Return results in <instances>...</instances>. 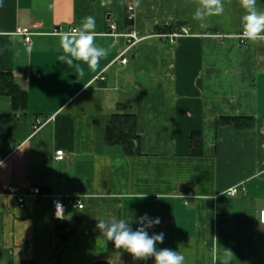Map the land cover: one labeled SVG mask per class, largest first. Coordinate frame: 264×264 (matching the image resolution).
Instances as JSON below:
<instances>
[{"label": "crops", "instance_id": "1", "mask_svg": "<svg viewBox=\"0 0 264 264\" xmlns=\"http://www.w3.org/2000/svg\"><path fill=\"white\" fill-rule=\"evenodd\" d=\"M223 4L201 28L192 19L197 0H0V72L28 93L23 113L0 96V264H154L134 260L96 227L115 217L136 230L145 214L161 220L147 229L164 233L157 249L179 251L184 264H221L224 249L229 264H264V41L241 44L240 0ZM87 16L108 56L94 70L82 65L81 76L59 61L54 31ZM176 23L192 35L172 43L156 31ZM19 27L31 28L30 44ZM131 31L142 40L125 52L122 34ZM112 92L115 107L106 103ZM120 105L136 115L137 155L107 143ZM9 186L41 195L21 206ZM232 187L239 193L226 195ZM53 195L80 198L84 208L68 205L56 221Z\"/></svg>", "mask_w": 264, "mask_h": 264}, {"label": "clouds", "instance_id": "2", "mask_svg": "<svg viewBox=\"0 0 264 264\" xmlns=\"http://www.w3.org/2000/svg\"><path fill=\"white\" fill-rule=\"evenodd\" d=\"M240 5L244 9V15L241 17L242 38L252 42L264 41V11L257 8V0H240ZM224 10L223 0H197L192 19L199 22L201 28H207V18L222 15ZM95 29V17L87 16L82 19L78 28L59 33L63 52L58 58L59 61L79 69L81 76L84 75L82 65L94 70L100 60L108 56V49L96 44ZM55 215L57 218H63V205L60 202H56ZM130 222L115 217L110 220L99 219L96 227L117 249L127 251L134 260L153 258L154 264H184L185 257L179 251L157 249V243H163L164 233L149 235L147 229L159 225V217L152 218L147 214L139 217L137 222L140 226L136 230L130 227ZM232 256L230 250L224 249L221 264H229Z\"/></svg>", "mask_w": 264, "mask_h": 264}, {"label": "trees", "instance_id": "3", "mask_svg": "<svg viewBox=\"0 0 264 264\" xmlns=\"http://www.w3.org/2000/svg\"><path fill=\"white\" fill-rule=\"evenodd\" d=\"M132 19L128 23L132 24ZM183 23L173 25H158L156 31L168 33L179 29ZM0 96H10L13 100L14 109L17 113H23L28 104L27 91L17 82L15 76L9 72H0ZM119 113L113 115L108 124L106 140L108 144H117L122 146L128 155H137L140 153L141 137L136 130V115L125 105H120ZM235 122L238 127H251L252 119L224 118L220 122ZM201 133L192 135V151L194 156H200L202 151Z\"/></svg>", "mask_w": 264, "mask_h": 264}, {"label": "built area", "instance_id": "4", "mask_svg": "<svg viewBox=\"0 0 264 264\" xmlns=\"http://www.w3.org/2000/svg\"><path fill=\"white\" fill-rule=\"evenodd\" d=\"M129 19H133V15L129 16ZM112 28L115 29V25H112ZM71 29H76V28H70ZM55 33H61L64 32L61 28H57L54 31ZM18 35H21L24 37V40L27 44L31 43V36L33 35V32L30 27H19L16 31ZM115 37L121 36V34L114 33L113 34ZM123 36L129 38V44L125 52H127L129 49H131L134 45H136L138 42H140L142 39L137 36V34L134 31H131L128 34H122ZM192 35L191 30L187 26H182L177 30H174L172 32L168 33H161L160 36L169 38V40L173 43L175 42L179 37L183 36H189ZM214 36L216 37H221L222 35L220 34H215ZM238 39L241 44L245 45L249 42V40L242 38V31L238 35ZM127 59L125 57H122V63H126ZM102 79L104 77L102 76ZM43 124L42 121H38L35 128H39ZM65 157V153L63 150H58L57 151V159H63ZM239 188L238 187H232L226 191V195L228 196H236L239 193ZM7 193L9 195H14L17 196V199L20 203L21 206L24 205L26 197L31 196L35 200H37L40 195L41 191L39 188H33L29 193H19L18 189L16 186H9L7 189ZM68 198V202H66V199ZM56 202H60L63 205V218H57L55 213H56ZM68 205H71L74 208H79L82 209L84 208V203L80 198H75V197H65L62 195H53V218L56 221L63 220L65 213L67 212ZM260 223L263 226L264 229V205L263 208L260 210V215H259Z\"/></svg>", "mask_w": 264, "mask_h": 264}, {"label": "water", "instance_id": "5", "mask_svg": "<svg viewBox=\"0 0 264 264\" xmlns=\"http://www.w3.org/2000/svg\"><path fill=\"white\" fill-rule=\"evenodd\" d=\"M114 96H115V93L114 92L110 93L107 96V99H106L107 105H110L111 104L113 107H115Z\"/></svg>", "mask_w": 264, "mask_h": 264}]
</instances>
